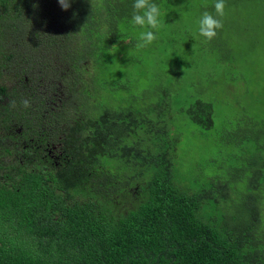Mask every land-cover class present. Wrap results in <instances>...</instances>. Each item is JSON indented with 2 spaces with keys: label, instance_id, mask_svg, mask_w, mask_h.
<instances>
[{
  "label": "trees",
  "instance_id": "1",
  "mask_svg": "<svg viewBox=\"0 0 264 264\" xmlns=\"http://www.w3.org/2000/svg\"><path fill=\"white\" fill-rule=\"evenodd\" d=\"M133 2L70 0L65 11L58 0H0V264H264V119L246 107L219 124L211 85L179 83L212 65L208 83L225 70L247 93L264 87V65L241 67L248 54L264 61V0H225L211 41L199 20L216 16V0H152L158 30L133 25ZM149 30L147 63L167 71L144 95L158 99H105L121 79L104 85L100 66ZM178 109L205 137L226 131L253 149L246 194L179 183ZM244 196L243 217L220 209Z\"/></svg>",
  "mask_w": 264,
  "mask_h": 264
},
{
  "label": "rangeland",
  "instance_id": "2",
  "mask_svg": "<svg viewBox=\"0 0 264 264\" xmlns=\"http://www.w3.org/2000/svg\"><path fill=\"white\" fill-rule=\"evenodd\" d=\"M258 34L263 38L262 30L258 31ZM116 48L118 52L117 57L114 58L115 65L105 66L102 64L100 76L97 77L104 85H106L105 81L111 83L115 79H121V86L114 89L112 95L105 99H126L137 103H142L144 100H157L158 96L147 98L144 91L148 87L158 85L156 81H150L154 78L152 74L166 72L167 69H155L154 64L153 66L148 64L154 60V57H150L151 50L149 48H145L144 51L142 48L137 49L136 46L121 45ZM112 53H114V49L110 50V54ZM253 54L251 57L248 54V59L241 62L242 68L253 63L258 64L257 66L264 65L263 59L255 53ZM140 58H142L141 62H139ZM211 69L212 65H199L192 76L180 79L179 83L186 89L192 82L197 89L202 91L211 85L209 98L214 103L215 115L219 124L225 120L226 115H246V107L251 116L264 119V87L260 86L259 81L256 87L251 88V92L247 93L244 88L242 89L243 80H237L236 72L233 80L229 81L227 71H218L214 73L212 81L208 83ZM164 75L167 78L169 74L165 73ZM102 96L106 97L105 91L102 92ZM126 100L123 101L124 105H128ZM178 111L179 109L175 115L183 134L181 141L172 152L178 160L175 174L179 183L181 182L189 189H200L213 180L217 188L223 183H230L246 194V175L251 171L246 165L250 160L253 161V149H246V141L241 144H236L238 142L234 141L235 144H233L226 131H211L212 135L205 137V131L191 123L187 116ZM170 126L173 129L172 138L176 129L173 125L170 124ZM227 139H229L228 142ZM239 202L241 204L229 200L227 203H222L220 209L225 210L227 206H232L230 209L232 214L243 217L246 213V196Z\"/></svg>",
  "mask_w": 264,
  "mask_h": 264
},
{
  "label": "clouds",
  "instance_id": "3",
  "mask_svg": "<svg viewBox=\"0 0 264 264\" xmlns=\"http://www.w3.org/2000/svg\"><path fill=\"white\" fill-rule=\"evenodd\" d=\"M62 10H68L71 7L70 0H58ZM131 22L134 26L147 27L149 29L158 30L161 25L160 7L153 3L152 0H134ZM216 16L205 11L199 20V35L204 37L206 41H211L217 35V29L223 28L222 18L225 15V0H216L214 4ZM157 39L155 33L151 30L141 32L136 48H144L153 43ZM24 107H29L27 100L22 102Z\"/></svg>",
  "mask_w": 264,
  "mask_h": 264
},
{
  "label": "flooded vegetation",
  "instance_id": "4",
  "mask_svg": "<svg viewBox=\"0 0 264 264\" xmlns=\"http://www.w3.org/2000/svg\"><path fill=\"white\" fill-rule=\"evenodd\" d=\"M48 98H49V102L51 104H56L55 101L58 99L57 96H55V95H52L51 97L48 95Z\"/></svg>",
  "mask_w": 264,
  "mask_h": 264
}]
</instances>
